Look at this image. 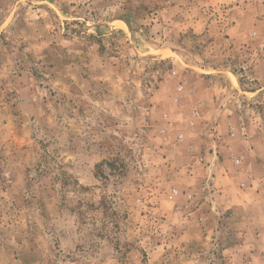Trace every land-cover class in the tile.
Returning <instances> with one entry per match:
<instances>
[{"label":"rangeland","instance_id":"obj_1","mask_svg":"<svg viewBox=\"0 0 264 264\" xmlns=\"http://www.w3.org/2000/svg\"><path fill=\"white\" fill-rule=\"evenodd\" d=\"M0 264H264V0H0Z\"/></svg>","mask_w":264,"mask_h":264},{"label":"crops","instance_id":"obj_2","mask_svg":"<svg viewBox=\"0 0 264 264\" xmlns=\"http://www.w3.org/2000/svg\"><path fill=\"white\" fill-rule=\"evenodd\" d=\"M212 156V158L210 159L211 160V163H210V166L208 167L210 170L213 168V170H216V171H218V168H221V170H219V172H220V174L221 173H223V172H225V169H224V166L222 165V164H218V167L217 168H214L213 166H215V163H213L214 161H215V157H217L216 155L215 156H213V154L211 155ZM220 180H222V184H225V181H226V179L225 178H220ZM254 189L255 188H249V190L251 191V192H249L250 194H253L254 193ZM248 192H246V193H248ZM245 193V194H246ZM244 194V195H245ZM227 205V204H226ZM228 206H229V204H228Z\"/></svg>","mask_w":264,"mask_h":264},{"label":"built area","instance_id":"obj_3","mask_svg":"<svg viewBox=\"0 0 264 264\" xmlns=\"http://www.w3.org/2000/svg\"><path fill=\"white\" fill-rule=\"evenodd\" d=\"M236 162L239 163V160H237Z\"/></svg>","mask_w":264,"mask_h":264}]
</instances>
